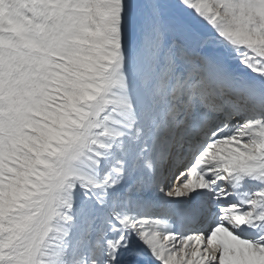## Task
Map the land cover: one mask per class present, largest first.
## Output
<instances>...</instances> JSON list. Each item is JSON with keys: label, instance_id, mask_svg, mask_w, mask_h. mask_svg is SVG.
<instances>
[{"label": "snow or ice", "instance_id": "obj_1", "mask_svg": "<svg viewBox=\"0 0 264 264\" xmlns=\"http://www.w3.org/2000/svg\"><path fill=\"white\" fill-rule=\"evenodd\" d=\"M0 264H264V0H0Z\"/></svg>", "mask_w": 264, "mask_h": 264}]
</instances>
